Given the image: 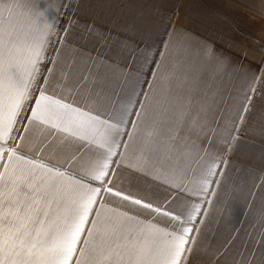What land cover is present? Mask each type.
<instances>
[{
	"label": "crops",
	"instance_id": "0c3cea01",
	"mask_svg": "<svg viewBox=\"0 0 264 264\" xmlns=\"http://www.w3.org/2000/svg\"><path fill=\"white\" fill-rule=\"evenodd\" d=\"M0 25L21 79L48 36L32 96L73 109L24 105L6 200L36 186L63 225L99 189L78 264H169L180 234L179 264H264V0H0Z\"/></svg>",
	"mask_w": 264,
	"mask_h": 264
},
{
	"label": "snow or ice",
	"instance_id": "6c2138e0",
	"mask_svg": "<svg viewBox=\"0 0 264 264\" xmlns=\"http://www.w3.org/2000/svg\"><path fill=\"white\" fill-rule=\"evenodd\" d=\"M48 42V36H44L31 51L24 66L25 78L21 79L17 71L18 65L14 61L9 60L5 69L2 25H0V160L5 156L23 159L22 156H18L16 147L9 151L6 145L11 139L10 133L13 131L17 117L29 100H33L35 104V107L31 109V118L41 124L49 123L44 118L43 112L50 105H55L66 113L73 111L70 105L53 100L39 88H37L38 98L32 96L33 86L40 82V57ZM14 47L15 44L12 42V47L8 49L9 53ZM6 84L9 91L5 112ZM52 126L58 127L55 124ZM56 175L62 176L63 173L56 172ZM103 175L105 173L101 171L94 178L99 180ZM2 180L3 175L0 174V181ZM108 191L111 192V189ZM98 193L99 189H92L90 194L81 198L76 204L71 219L65 220L62 225L60 215L51 207L52 202L48 200L47 191L41 194L36 186L29 190L26 185H20L18 189H13L8 194L6 200L0 186V264H78L74 257L83 253V249L78 248V244L84 243L81 240V234L86 231L85 225L90 223L89 215L93 211ZM114 195L120 196V193L117 192ZM20 196L27 197V200L21 201ZM122 198L129 199L128 196ZM132 202L150 211H158L152 209L150 204H142L140 200ZM42 203L46 206L41 207ZM5 205H7L6 210ZM186 242L183 234L175 237V243L169 250V264H179ZM98 251L101 256L107 258V264H113V257L121 255L120 252L111 248L101 247Z\"/></svg>",
	"mask_w": 264,
	"mask_h": 264
},
{
	"label": "rangeland",
	"instance_id": "374dc122",
	"mask_svg": "<svg viewBox=\"0 0 264 264\" xmlns=\"http://www.w3.org/2000/svg\"><path fill=\"white\" fill-rule=\"evenodd\" d=\"M255 113V115H258V114H256V112H254Z\"/></svg>",
	"mask_w": 264,
	"mask_h": 264
}]
</instances>
